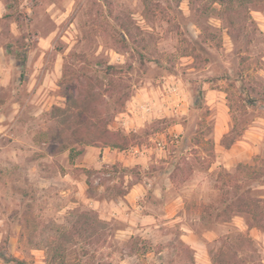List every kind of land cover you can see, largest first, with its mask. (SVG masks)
<instances>
[{
    "label": "rangeland",
    "instance_id": "1",
    "mask_svg": "<svg viewBox=\"0 0 264 264\" xmlns=\"http://www.w3.org/2000/svg\"><path fill=\"white\" fill-rule=\"evenodd\" d=\"M65 63L100 91L131 68L109 127L135 145L69 143ZM235 186L264 200V0H0V264H264L214 220Z\"/></svg>",
    "mask_w": 264,
    "mask_h": 264
},
{
    "label": "trees",
    "instance_id": "2",
    "mask_svg": "<svg viewBox=\"0 0 264 264\" xmlns=\"http://www.w3.org/2000/svg\"><path fill=\"white\" fill-rule=\"evenodd\" d=\"M25 59L26 56L23 55L20 60L21 65L25 64ZM99 69L103 77L108 78L106 85H103V91H100L102 87L101 80L97 76L92 77L86 74L88 71L86 68L80 71L69 70L66 63L62 68L60 83L68 92L65 96L66 101L70 104V108L72 106L76 110L77 116L74 122L73 138L69 143L73 147H80V152L86 146L123 151L135 145V143H131L135 139V135H126L120 130H111L109 123L116 114L124 109L125 104L131 97L132 87L117 88L113 77L117 74L127 73L131 68L128 66L124 69L123 66L105 63ZM73 91H78V97L75 98L72 95ZM104 96L111 101V112H109V109L103 110V105L106 104ZM200 101L198 98V104ZM247 102L254 103L251 99H247ZM104 116H109V118ZM233 142L234 140H231L229 144H225L222 140V145L228 148ZM72 146L69 148L70 157L73 153ZM251 180L252 182L258 181L255 177ZM130 188L131 186L122 195H126ZM234 189L232 198L228 199L225 196L220 200L224 207L215 214L214 220L220 223H228L235 216H243L248 229L256 228L264 232V200L253 198L250 195L248 186L245 190H242L239 186H235Z\"/></svg>",
    "mask_w": 264,
    "mask_h": 264
},
{
    "label": "crops",
    "instance_id": "3",
    "mask_svg": "<svg viewBox=\"0 0 264 264\" xmlns=\"http://www.w3.org/2000/svg\"><path fill=\"white\" fill-rule=\"evenodd\" d=\"M99 151L102 150L103 152H108L110 151L109 149H98ZM99 153V152H98ZM105 159V157H103V160ZM140 192V188L139 186H134L132 188H130V190L128 191V193L125 195L126 198L128 199H135L138 196V193Z\"/></svg>",
    "mask_w": 264,
    "mask_h": 264
}]
</instances>
